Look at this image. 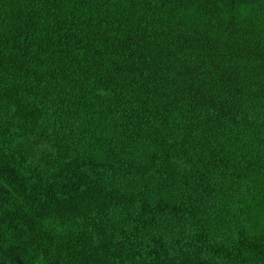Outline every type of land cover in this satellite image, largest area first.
I'll list each match as a JSON object with an SVG mask.
<instances>
[{
	"label": "trees",
	"instance_id": "1",
	"mask_svg": "<svg viewBox=\"0 0 264 264\" xmlns=\"http://www.w3.org/2000/svg\"><path fill=\"white\" fill-rule=\"evenodd\" d=\"M0 264H264V0H0Z\"/></svg>",
	"mask_w": 264,
	"mask_h": 264
}]
</instances>
